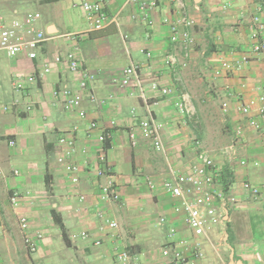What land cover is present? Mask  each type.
Returning a JSON list of instances; mask_svg holds the SVG:
<instances>
[{"label":"crops","instance_id":"1","mask_svg":"<svg viewBox=\"0 0 264 264\" xmlns=\"http://www.w3.org/2000/svg\"><path fill=\"white\" fill-rule=\"evenodd\" d=\"M186 1L196 19L192 28L195 45L188 65L178 68L180 85L165 62L168 51L179 50L169 39L168 26L162 23L164 16H174V0L160 1L152 12L155 20L152 26L131 19L137 9L135 4H125L126 0L107 1L109 13L122 10L120 21L127 36L128 51L114 24L91 31L81 9L77 22L70 28L64 27L65 22L59 16L62 14L60 0H0V10L10 17L39 11L41 18L36 26L51 36L37 50L34 59L24 52L10 57L0 51V79L11 82L20 76L24 81L22 91L19 89L13 95L11 107L0 108L2 264H117L112 253L116 243L132 248L140 264H171L161 255V248L173 241L168 235L170 228L174 225L178 228L174 241L193 239L191 229L184 222V213L174 210L178 200L163 190V180L168 176L165 158L148 140L140 138L137 146L130 145L129 127L136 120L132 108L136 107L137 116L142 115L141 100L134 88L121 86L113 77L130 60H136L142 62L141 74L146 81L156 79L172 87L168 96L152 90L148 96L152 98L158 120L163 123L170 162L177 170H185L195 161V139L208 146L213 142L222 145L232 139L235 123L242 119L236 112L237 95L248 99L256 93V85L264 79V54L238 71L216 76L214 68L222 59L239 57L250 48L248 23L258 0ZM54 2L58 5L49 6ZM73 49L83 66L96 73L84 90L79 86L78 73L71 71L66 63L53 61L55 54ZM143 50H150L152 57L147 59ZM47 62L51 70L41 75L42 65ZM30 74L37 75L35 81H27ZM63 86L82 93L85 117L66 111L60 97L54 98L53 91ZM183 89L190 93L198 118L203 121L201 128L191 127L195 122L179 108ZM228 90L233 94L229 95ZM91 91L105 101L90 100ZM223 101L230 102L228 113L221 108ZM28 105L32 106L31 110L26 109ZM91 121H96L98 127L89 134ZM74 125L78 130L73 159L80 165L79 191L86 195L84 202L78 201L75 187L56 164L54 153V143ZM102 128L112 133L105 151L120 187L121 198L117 202H103L98 197L103 178L96 175L100 146L97 135ZM11 139L15 140L14 145H10ZM240 144L239 157L247 160L245 165H240L238 160L227 162L220 155L216 159L231 172L233 181L229 187L241 203L224 206V219L215 233L219 247L216 250L205 242L203 255L190 258L193 264H232V252L235 262L264 264L257 255L264 260V127L256 130L246 126ZM83 148H87V153L82 152ZM14 169L19 170L18 175L13 173ZM148 177L156 183L154 189L148 187ZM246 179L263 186L262 200L255 201L243 193L241 184ZM11 190L22 194L31 192L41 198L24 199L16 211L9 201ZM98 208L103 210L104 218L97 215ZM54 209L62 216L69 244L63 240L61 229L53 219ZM18 214L29 218L26 233L44 235L34 253L25 246ZM161 216H166V222L160 223ZM105 218L117 220L119 228L116 231L105 228ZM83 230L89 231V238H73ZM96 240L101 243L96 244ZM179 247L185 254L189 253L181 244Z\"/></svg>","mask_w":264,"mask_h":264},{"label":"built area","instance_id":"2","mask_svg":"<svg viewBox=\"0 0 264 264\" xmlns=\"http://www.w3.org/2000/svg\"><path fill=\"white\" fill-rule=\"evenodd\" d=\"M108 0H81V7L84 17L89 25V30H101L109 24H114L120 35L121 41L128 51V41L123 31L122 22L120 21L119 10L115 14H111L106 10ZM161 0H126L125 4L133 3L137 9L131 14L133 21H142L149 26L154 25L155 20L152 12L159 6ZM174 16L166 15L162 18V23L168 26L169 39L171 43L179 50L168 51L165 55L166 65L174 71L176 81L181 85V75L178 68L188 65L191 58V52L195 45V38L192 34V28L196 24V19L190 11V7L186 0H174ZM41 18L39 11H29L22 16H7L0 10V51H5L10 57H14L19 53H26L31 59L37 57V50L42 44L51 38L43 29L36 26V22ZM249 36L251 45L248 51L239 57L232 59H222L214 68V74L221 76L229 72L242 69L255 57L264 54V0H258L255 8L251 12L249 23ZM149 37V32L146 33ZM147 59L152 57L150 50H143ZM54 62L66 63L69 69L78 73L79 86L82 90L86 89L92 82L96 73L82 64L81 58L77 55L75 49L68 50L65 53H57L53 58ZM142 62L130 60L113 80L121 86L134 88L135 94L141 100L144 112L137 116L136 107L132 108L135 122L129 127L130 145L135 147L139 144L140 138L151 142L154 150L161 154L167 163L168 176L164 178L162 186L163 190L170 196L178 200V204L174 206L176 212L184 213V222L191 229L193 239H181L174 241L178 234V228L174 225L169 230V237L172 242L161 248V255L171 264H183L184 262H192V259L200 258L204 253V243H209L217 250L219 242H216L215 233L217 227L223 222L224 206L232 204L234 206L241 203L240 197L236 196L232 189L224 188V168L217 161L216 156L220 155L227 162L238 160L240 165H245L247 160L239 157L240 142L244 135L246 126L256 130H262L264 127V79L256 85V93L248 99L238 96L236 112L241 114L242 119L235 123L232 139L225 144L211 147L205 145L201 140L195 139L193 149L195 152V161L190 162L185 170H177L170 162V155L167 142L163 135V123L158 120L153 108L152 98L148 96V91H157L164 96H168L172 92V87L161 84L160 81L152 79L146 81L142 74ZM50 64L44 63L41 68V75L50 72ZM36 74H30L27 77L28 82L36 80ZM15 89H22L24 81L20 76L15 77L12 81ZM228 94L233 92L228 90ZM54 98L60 97L64 109L68 112L74 111L80 118L85 117L86 111L82 108L83 95L79 91H74L69 87L63 86L53 91ZM88 97L92 101L100 100L94 92H89ZM179 108L195 123L199 121L197 109L193 103L188 90L183 89L181 92V100ZM11 106H3L4 110ZM221 108L224 113H228L230 102L223 101ZM27 110H31L32 106L28 105ZM115 124V120L112 121ZM98 127L96 121H91L87 132L90 134ZM78 126H72L68 132L60 136L54 143V153L56 164L60 166L75 187V196L79 202H84L86 195L79 191L80 184V165L73 159L76 153V132ZM100 146L97 149L96 159V175L103 180L99 183L98 197L103 202H117L121 198V192L118 182L116 181L112 165L108 162L106 155L107 144L112 140V133L106 128H102L97 135ZM10 145L16 142L14 139L9 141ZM87 148H83L82 152L87 153ZM257 165V162L255 163ZM15 175L19 174L18 169H14ZM146 183L149 188L154 189L156 183L147 178ZM243 193L249 194L253 200L260 201L263 198V186L246 179L241 184ZM41 198L38 194L27 192L22 194L17 190H11L9 193V201L14 210L20 207L24 199L33 200ZM46 199V197H44ZM264 202V200H263ZM97 215L104 218L102 209H97ZM166 216L160 217V223L166 222ZM18 222L20 229L24 232V243L27 250L34 253L39 248V241L44 239L42 232L35 235L26 233L29 228V218L24 214H18ZM4 226L2 216L0 214V228ZM105 228L117 230L119 223L115 219L105 218ZM86 239L90 237L87 230L81 231L73 238ZM100 244V240L95 241ZM180 244L189 250L188 254L183 252ZM112 253L117 264H140L137 254L131 252L128 248L120 244H114ZM259 261L263 262V257L258 253ZM0 264L1 261H0Z\"/></svg>","mask_w":264,"mask_h":264},{"label":"rangeland","instance_id":"3","mask_svg":"<svg viewBox=\"0 0 264 264\" xmlns=\"http://www.w3.org/2000/svg\"><path fill=\"white\" fill-rule=\"evenodd\" d=\"M60 4H61V11L62 14H60L59 16L64 20L65 24L64 27L66 28H70L72 24H74L75 22H77V20L80 18V11L82 10L81 7L79 6V2H74V0H60ZM56 5H58V3L54 2L52 4H50L49 6L51 7H55ZM81 9V10H80ZM36 11V10H35ZM188 87V86H186ZM188 89V88H187ZM19 89H15V87L12 84V81H3V79H0V108L3 109V106L5 105H10L11 103V99L13 97V95H15L16 93L18 94ZM19 91H22L21 89ZM212 104V102H211ZM203 105H206L205 103H203ZM216 105L219 106V102H216ZM207 123V122H206ZM216 124V123H214ZM198 126V128H201V126H203V121L201 119H199V121L197 123H192V126ZM214 126V125H213ZM209 145V144H208ZM211 147H216L219 146L218 143L213 142L212 145H210ZM131 252H134L132 248H128ZM229 251H227L226 256L228 254Z\"/></svg>","mask_w":264,"mask_h":264},{"label":"trees","instance_id":"4","mask_svg":"<svg viewBox=\"0 0 264 264\" xmlns=\"http://www.w3.org/2000/svg\"><path fill=\"white\" fill-rule=\"evenodd\" d=\"M110 143H108L107 145H109ZM232 175H231V172H227V169L225 168V171H224V188L225 189H228L229 187V184H231L232 182ZM52 216H53V219L56 223V225L61 229V233H62V237H63V240L69 244L70 243V238H69V233L66 229V226L63 222V219H62V216L54 209L52 210Z\"/></svg>","mask_w":264,"mask_h":264},{"label":"water","instance_id":"5","mask_svg":"<svg viewBox=\"0 0 264 264\" xmlns=\"http://www.w3.org/2000/svg\"><path fill=\"white\" fill-rule=\"evenodd\" d=\"M196 3H198L199 2V0H194ZM231 258H232V264H244L241 260H239V261H237V262H235L234 260H233V258H234V255H233V252H232V255H231Z\"/></svg>","mask_w":264,"mask_h":264}]
</instances>
